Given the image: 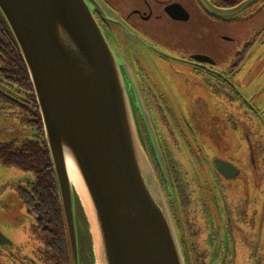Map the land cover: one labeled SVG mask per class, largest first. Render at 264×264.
Wrapping results in <instances>:
<instances>
[{
	"label": "flooded vegetation",
	"instance_id": "flooded-vegetation-1",
	"mask_svg": "<svg viewBox=\"0 0 264 264\" xmlns=\"http://www.w3.org/2000/svg\"><path fill=\"white\" fill-rule=\"evenodd\" d=\"M136 1L138 6L125 14L111 9L137 31L142 55L170 63L166 69H146L139 65V58L129 55V45L122 44L149 113L161 161L139 110L138 126L178 228L185 263L264 264V0H254L230 17L214 16L195 0L199 19L178 0ZM208 1L216 7L229 8L243 0ZM171 3L179 4L186 18H181L185 13L180 9L177 11L181 17L165 10ZM94 14L106 31L122 32L117 24ZM130 15L137 16L138 27ZM207 23L218 28L231 25V36L219 35L220 41L229 44L220 50L224 62L190 47L188 35L181 43L173 41L174 26L194 24L198 31ZM121 36L130 42L125 34ZM121 69L132 91L124 67ZM184 84L197 85L199 96H190L189 89L185 94L179 88ZM168 85L176 86L172 89L175 105L183 106L182 110L169 108L172 102ZM0 102L7 108L15 106L30 113L31 105L24 96L15 94L9 81L0 80ZM196 104L198 117L190 108ZM8 126L2 128L9 131L14 127ZM164 130L168 136L163 135ZM30 181L31 178L16 187L19 199L18 191ZM77 218L78 261L90 264V246L78 212ZM34 228L40 239L36 256L12 252L10 239L0 231L4 236L0 241V264H48L35 220Z\"/></svg>",
	"mask_w": 264,
	"mask_h": 264
},
{
	"label": "water",
	"instance_id": "water-1",
	"mask_svg": "<svg viewBox=\"0 0 264 264\" xmlns=\"http://www.w3.org/2000/svg\"><path fill=\"white\" fill-rule=\"evenodd\" d=\"M197 1L214 16L230 17L254 0L229 8ZM165 10L187 16L177 3ZM95 12L121 27V34L138 37L102 0H0V16L34 92L70 264H79L75 203L86 223L90 264H186L138 126L137 109L161 161L148 110L122 47L113 43V30L106 31ZM68 168L78 178L86 207ZM3 237L0 233V241Z\"/></svg>",
	"mask_w": 264,
	"mask_h": 264
},
{
	"label": "rangeland",
	"instance_id": "rangeland-1",
	"mask_svg": "<svg viewBox=\"0 0 264 264\" xmlns=\"http://www.w3.org/2000/svg\"><path fill=\"white\" fill-rule=\"evenodd\" d=\"M106 5L110 4L108 7L115 8L116 10L120 9L122 13H127L131 8L138 6V2L136 0H102ZM183 2L192 13L197 15V19L200 18L199 13L197 11L198 5L195 0H178ZM118 16V15H117ZM119 17V16H118ZM120 18V17H119ZM131 22L134 24L135 27H138V18L135 15L129 16ZM121 19V18H120ZM122 20V19H121ZM123 21V20H122ZM123 23L126 24L124 21ZM145 29V25L143 26ZM121 28V27H120ZM133 31V30H132ZM232 28L230 27H217L213 23H207L205 29H199L197 31V27L194 24L190 25H181V26H174L172 28V36L174 37L173 41L175 43H181L184 41L185 35H188L189 40L188 44L190 47L195 48L197 50L206 52L213 55L216 59H221L220 50L227 47L229 44L219 40V35H232ZM124 32V31H123ZM130 34L132 33L129 31ZM125 33V32H124ZM135 33L137 31L135 30ZM134 34V33H133ZM123 34L120 33V30L113 31L112 40L113 43L118 44L122 47V44L129 45L127 50L129 55H132L134 58H139V65H143L147 67L146 69H166V66H169L170 63L162 62L158 59H154L151 56H147V54L142 55L140 51V47L138 46L136 40L138 37L132 38L128 36L126 33L125 35L128 37L130 42L124 37L121 36ZM138 35V33H137ZM136 36V34H134ZM173 44V43H172ZM171 45V44H167ZM176 45V44H174ZM189 47V48H190ZM161 51L167 52L163 49ZM168 53V52H167ZM212 56V57H213ZM224 62V61H223ZM137 70V69H136ZM263 71V70H261ZM253 73L255 71H252ZM173 88H176L174 86ZM172 85L167 86V90L170 89V94L168 95L172 102L169 108L171 109H183V106L175 105L176 101L174 97H176L175 92L172 91ZM180 90L186 94V90L189 89L190 96H199L198 92L199 88L197 85L191 86L189 84H184L182 87H179ZM181 92L182 94H184ZM186 97H189L186 95ZM1 104V102H0ZM189 105V104H188ZM187 106V105H186ZM189 108V106H187ZM192 108V112L195 116L198 117V104L190 106ZM153 111L156 113V117L159 120L158 112L156 106L153 107ZM210 109V107H208ZM211 112V111H209ZM30 113H25L24 109L17 108L12 106L11 108H7L1 104L0 106V142L8 140L10 138L20 139V138H29L31 137L32 130L27 124V120L29 118ZM200 115V114H199ZM202 118V117H201ZM205 119V117H204ZM199 120V118H198ZM161 123V121H159ZM9 124L14 126L12 130H4L2 126ZM12 128V127H11ZM164 136H168L163 131ZM168 141V138H167ZM174 154H177L175 150H172ZM30 178V174L22 171L18 168L13 166H7L0 163V231L10 239L11 245L10 250L17 251L19 255L22 253L30 254L35 256L37 255L38 250L40 249V239L38 237L37 232L34 228V218L33 216L26 210L22 202L20 201L19 197L17 196L16 187L25 183L27 179ZM76 206H74V214H75V221L76 224L79 225L80 221L77 218ZM7 261V260H5ZM18 264V263H15Z\"/></svg>",
	"mask_w": 264,
	"mask_h": 264
},
{
	"label": "trees",
	"instance_id": "trees-1",
	"mask_svg": "<svg viewBox=\"0 0 264 264\" xmlns=\"http://www.w3.org/2000/svg\"><path fill=\"white\" fill-rule=\"evenodd\" d=\"M0 72V80L9 81L15 94L24 96L31 105L27 124L32 130L29 138H10L0 142V163L30 174L31 181L18 193L41 234L45 253L43 258L48 264H70L56 183L34 92L23 60L1 16ZM136 111L138 115V109ZM75 204L87 237L84 217L78 204Z\"/></svg>",
	"mask_w": 264,
	"mask_h": 264
},
{
	"label": "bare ground",
	"instance_id": "bare-ground-1",
	"mask_svg": "<svg viewBox=\"0 0 264 264\" xmlns=\"http://www.w3.org/2000/svg\"><path fill=\"white\" fill-rule=\"evenodd\" d=\"M68 175L70 176V179L72 180V185L74 186L77 194L79 195L83 205L86 207V200H85V196L83 193V190L79 184L78 178L74 173V170H72L71 168H68Z\"/></svg>",
	"mask_w": 264,
	"mask_h": 264
}]
</instances>
